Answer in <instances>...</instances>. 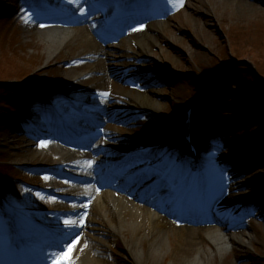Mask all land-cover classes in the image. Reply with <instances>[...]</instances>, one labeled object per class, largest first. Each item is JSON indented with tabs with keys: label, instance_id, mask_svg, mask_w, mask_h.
<instances>
[{
	"label": "rangeland",
	"instance_id": "374dc122",
	"mask_svg": "<svg viewBox=\"0 0 264 264\" xmlns=\"http://www.w3.org/2000/svg\"><path fill=\"white\" fill-rule=\"evenodd\" d=\"M115 1L0 0V196L4 194L17 201L19 198L26 204V215L30 218L20 217L21 223L26 230L29 227L30 233L34 232V237L62 233L65 226L57 219V204L60 197L68 193L62 188L71 182L53 183L48 173L59 172V179H70L66 173L71 169L55 151L45 159L29 152L31 143L44 147V138L51 136L49 122L35 114L40 106L36 105L37 100L61 97L59 104L64 110L61 119L69 124L83 120L86 114L97 115L102 122V115L96 112L98 108L92 106L106 101L105 94L111 90L112 101L107 103L115 110L120 107L121 112L116 111V122L109 127L105 138L94 142L93 152L90 149L85 155L89 159L91 155L97 158V163L102 162L103 167L108 162H120L135 151L139 158L146 152L142 149H151L145 154L153 161L147 164L150 172L147 184L141 189L132 188L135 197L128 194L124 197L140 207H149L155 205L153 201L157 198L153 196L157 191L155 196L169 202L163 214L171 224L179 217L172 225L173 238L170 237L169 242L172 251L178 246L176 239L187 238L192 229L202 231L213 226L229 234L245 233L250 241L246 246L234 247L223 257L212 255L207 249L203 256L206 264H264V103L260 104L264 99V62L254 58L255 53L264 55V0H233L228 11L223 5L225 0H182V3L181 0H137L144 2L148 10L159 12V18L152 20L167 22V27L162 45L151 46L149 56L136 67L132 63L138 48L131 41L132 30L109 41L106 21L93 20L96 11L109 9ZM135 1L125 4L120 0L117 4L125 9ZM105 2L108 4L100 7ZM103 16L100 13L99 18ZM105 16L115 17L111 12ZM46 19L53 23L70 21L75 31L96 26V31L104 36L101 42L111 49L99 55L80 57L78 54L85 43L79 33L82 38L79 44L49 59L47 45L37 35V26ZM140 21L144 26L147 20ZM99 61L98 69H92ZM98 79L105 81L100 82V88H92ZM150 90L159 94L160 111L129 110L139 94L147 96ZM23 92H30L36 100L18 95ZM115 92L125 94L117 97ZM39 102L45 103V109L51 106L47 101ZM67 103L77 107L70 104L72 107L67 109L64 105ZM192 105H195L193 129L200 156L189 163L183 160L187 156L176 157V148L170 153L178 163L185 161L184 165L192 169V174L198 176L203 172L211 187H228L220 191L222 197L215 205L236 201L235 213H219L209 207L195 210L189 206H182L181 215L175 212V196L181 190L171 181L180 174V167L171 160L169 169L166 165L162 167L161 150L166 148H160L158 143L182 131L185 111ZM20 109L24 116L19 114ZM185 152L188 150L182 151ZM95 162L83 164L78 171L85 168L90 171ZM101 167L98 175L104 172ZM154 177L156 179L152 180ZM166 179L161 189H153ZM51 183L57 189L41 193L43 187ZM143 189L148 190L145 197L137 194ZM93 212L94 224L84 226L75 234L69 256L90 252L101 264H134L135 252L130 254L126 250V239L119 237L113 221ZM229 214H233L232 217ZM34 219L40 223L36 228L30 227ZM182 226H189V230H182ZM0 231V245L10 254L8 246L14 233L9 229L8 233L1 228ZM144 261L145 264H172V258L166 254Z\"/></svg>",
	"mask_w": 264,
	"mask_h": 264
},
{
	"label": "bare ground",
	"instance_id": "6f19581e",
	"mask_svg": "<svg viewBox=\"0 0 264 264\" xmlns=\"http://www.w3.org/2000/svg\"><path fill=\"white\" fill-rule=\"evenodd\" d=\"M232 1L233 0L224 1L223 5L225 6L226 11L231 9L230 6ZM152 15L153 14L139 10L138 18L134 17L124 26V30H127L126 27L129 26V24L134 27V29H131L130 27L128 28L132 30L131 32L133 33V35L130 36L131 41L134 42L138 48L137 57L132 63L135 67L140 61L146 60L145 58L149 56L151 52V46L157 47L162 45L160 42H162V39L165 36L164 34L166 32L165 28L167 27V22L152 20L159 18L157 15L156 17ZM140 19L147 20L144 26H142V23H138L139 25L137 24ZM79 33L83 39L80 38ZM37 35H39L42 41L47 45L49 59L54 58L63 51H67V49L69 50L71 46L79 44L80 39L84 41L85 48L82 52L80 51L78 55L83 58L90 55H99L102 52L111 49L110 46H106V43H102L101 40H97L95 32L87 27L80 28L78 31H75L69 24H50L48 21H43L37 26ZM262 55L260 53H256L254 54V58H256V60H260L263 57ZM161 57H163V55H161ZM100 62L101 61L94 64L92 69L97 70L100 66ZM77 81L78 80H75V82ZM101 81L103 82L105 79H98L93 82L92 88H100L102 85L100 83ZM148 93L147 96L139 94V97L136 98L137 102L131 104L129 110L146 111L150 113L160 111L157 99L159 98L158 92L150 90ZM122 94L125 93L115 92L114 95L121 97ZM105 96L112 101L113 95L109 94L108 91ZM95 105L100 110H106V105H108V103L106 100L101 103H96ZM118 109L121 110L120 107ZM9 138L10 137L7 139ZM44 145L45 147H42L38 144L31 143V149H29L30 154L33 156H41V158L43 157L45 159L51 156L50 152L55 151V155H60L65 162L71 161L76 157L73 151L60 146L55 143V141H46L44 142ZM167 156L168 155H166V157ZM86 159L87 157H82L81 160H77L76 163H82ZM75 176L77 179L81 180L82 183H88L93 179L92 174L89 173V169L88 171L84 169L82 173ZM67 190H69V193L62 197L61 202L57 204V209L62 215H64V217H67L63 220H73L71 224L68 223L71 225L70 228L77 227L76 220L85 212V208H83L84 205L81 204V201L96 198L94 211H96L99 216L113 221V228L118 233L119 237L124 240L126 239L124 242L127 244V246H125L126 250L130 254L135 252L134 264H145L144 260H146V258H160V256H163L164 254H166V257H169L170 259L172 258V264H206L203 256L206 255L207 249L212 255L218 254L223 257L228 255L234 247L246 246L247 241H250V237L245 233L240 235L229 234L225 233L222 229L212 226L202 231H194L192 229V232L187 238L184 237L176 239L178 241V246L175 247V252H173L169 242L170 237L173 238V235H171L173 231L172 225L176 223V219L171 224L168 220L169 218L165 216L159 208L151 206L140 207L131 200H127L116 190L101 192L99 193V196L95 195L93 187H88V191H81L79 184H74L68 187ZM153 197L158 198L159 196ZM187 200L188 202L194 203L189 204V206L193 209L197 208V205L208 206L211 204L209 196H204L203 193L195 196H193V194H186V201ZM229 201L230 200H228V202L226 201L225 204L219 205L216 211L225 214H228V212L235 213V211L238 210V205L235 201ZM71 202L74 203V206H69L68 203ZM145 206H147V204H145ZM229 215L232 217L231 215L233 214ZM84 218L86 220L84 222L86 225L94 224L93 216L91 218L84 216ZM80 227H83V225ZM80 227L77 229L79 230ZM181 229H184V231L189 230V226H184ZM66 235L68 238L72 234L69 233ZM205 243L208 244L207 247ZM69 264H101V261L96 257H92L90 252H84L81 256L77 253L73 254L69 259Z\"/></svg>",
	"mask_w": 264,
	"mask_h": 264
},
{
	"label": "trees",
	"instance_id": "16d2710c",
	"mask_svg": "<svg viewBox=\"0 0 264 264\" xmlns=\"http://www.w3.org/2000/svg\"><path fill=\"white\" fill-rule=\"evenodd\" d=\"M260 53V52H259ZM256 54V53H255ZM262 54H263V52H262ZM263 57H264V55H262ZM261 58L260 60H262V62H264V58ZM22 91H24V90H22ZM18 95H21V97L22 98H27V94L25 93V92H23L22 94L20 93H18ZM29 95V94H28ZM264 103V99L261 101V103L260 104H263ZM19 113L21 114V111L19 110Z\"/></svg>",
	"mask_w": 264,
	"mask_h": 264
},
{
	"label": "snow or ice",
	"instance_id": "6c2138e0",
	"mask_svg": "<svg viewBox=\"0 0 264 264\" xmlns=\"http://www.w3.org/2000/svg\"><path fill=\"white\" fill-rule=\"evenodd\" d=\"M72 2L73 3H77V0H72ZM181 3H182V0H181ZM81 10L83 11V9L81 8ZM65 223H69V224H71L72 223V221H65ZM55 255V254H54ZM54 258V257H53Z\"/></svg>",
	"mask_w": 264,
	"mask_h": 264
}]
</instances>
